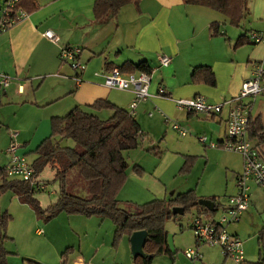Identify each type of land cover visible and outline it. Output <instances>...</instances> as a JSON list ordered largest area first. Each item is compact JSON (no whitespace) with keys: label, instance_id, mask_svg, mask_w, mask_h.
Segmentation results:
<instances>
[{"label":"crops","instance_id":"crops-1","mask_svg":"<svg viewBox=\"0 0 264 264\" xmlns=\"http://www.w3.org/2000/svg\"><path fill=\"white\" fill-rule=\"evenodd\" d=\"M34 1L37 9L32 10L31 4L27 3L28 8L23 10L27 17L0 35V169L10 161L8 149L13 132L18 133L19 154L27 160V156L32 155L35 159L28 162L33 165L37 159L34 151L51 135L53 117L66 116L80 107L102 120H108L113 115L112 110L91 109L100 100L132 114L134 94L106 87L103 76L114 68L121 70L125 64L142 62L151 69L152 77L151 98L141 102L133 114L141 126L143 137L154 138L168 129L173 130L182 139L180 143L185 150L184 154L175 152L184 158L192 156L194 147L199 148L197 142L201 136L207 137L209 143L222 144L227 140L232 107L229 103L239 95L243 83L256 66H264V43L254 44L249 38L251 33L264 34V0H248L249 14L241 28L230 25L225 16L210 8L186 5L183 0H141L139 4L125 6L104 23L95 20L96 0ZM48 31L58 36L56 43L44 36ZM242 36L246 37L240 41ZM68 45L83 50L80 60L82 63L86 61L87 70L80 74L83 79L80 85L73 80L75 72L60 60L62 48ZM160 54L172 58L169 66H160ZM201 67L212 70L215 87L201 79L193 81V71ZM123 72L136 74L140 71L130 72L128 69ZM4 75L10 78L8 87L1 85ZM160 86L166 88L168 98L159 96ZM199 96L211 104L224 105L222 112L190 114L178 109L174 102ZM263 99L264 93L253 102L252 121L261 118L264 123L261 112ZM174 124L188 134L180 136L173 129ZM251 140L264 147V143L257 139ZM158 153L162 151L158 150ZM143 158L145 162L136 159L133 163L128 181L136 178L142 182L143 179L135 175L141 177L143 172H149L148 166L158 162L155 160L148 165L149 157L144 155ZM135 166L141 167L143 172H136ZM243 166L242 157L235 173L236 180ZM146 182L145 179L144 186ZM173 184L161 177L158 184L147 186L158 200H170L186 193L179 192ZM171 189L175 192L168 197ZM149 195L142 188L138 198H148L145 203L156 200ZM251 196V206L244 217L255 219L258 217L255 210L259 213L264 207V190L254 184ZM198 198L212 201L214 198L219 211L223 207L217 196L198 195ZM41 204L44 208L51 205H43L44 201ZM0 211L12 216L7 230L11 239L4 243L10 253L8 264H135L130 237H123L116 243V227L110 219L62 214L46 223L11 192L0 198ZM259 215L263 221L259 224L254 222L257 241L264 229V214ZM198 216L196 211L195 218ZM232 227L229 228L230 233L240 238L238 227ZM196 243L200 245L197 240ZM246 253L249 254L248 248L245 256Z\"/></svg>","mask_w":264,"mask_h":264},{"label":"trees","instance_id":"trees-1","mask_svg":"<svg viewBox=\"0 0 264 264\" xmlns=\"http://www.w3.org/2000/svg\"><path fill=\"white\" fill-rule=\"evenodd\" d=\"M141 0H96L94 13L97 23H104L115 17L122 8L130 4H139ZM186 5L210 8L229 21V24L241 28L249 14L248 0H183ZM36 10L34 0H19L16 9L28 8ZM215 26V25H214ZM214 27V33H216ZM218 34V33H217ZM246 36L240 37V41ZM143 71L151 74V69L145 62L125 64L121 71ZM193 81L201 79L210 86H216V79L210 68H196L193 71ZM91 109L95 111L112 110L113 115L108 120H102L98 115L85 111L80 107L74 108L66 116L51 119L52 132L34 151L37 159L34 161L35 175L38 176L47 166L53 169L55 181L60 183V194L56 203L44 208L37 198L38 192L29 183L10 178L6 167L0 169V198L7 193H14L22 203L29 205L44 221L50 222L62 214L97 216L110 219L115 229V242L123 237H131L134 232L147 231L148 238L144 246L145 257L135 259L137 264H153L159 254H170L167 233L164 224L168 219L176 217L172 210L176 207L184 208L185 213L196 209L199 216L213 219L219 211L216 204L215 211L199 205V198L195 191H189L174 196L170 200H154L141 205L140 212L127 211L119 194L126 184L129 164L126 153L137 149L143 139L142 129L133 114L108 101H97ZM250 138L264 143V123L261 118L252 121ZM60 139L59 141L57 139ZM69 139L74 142L73 147H62L61 140ZM193 158H187L182 174L191 171ZM77 170L80 177L88 184L86 195H76L68 192V175ZM134 170L142 173L143 169L135 166ZM213 201L216 199L213 198ZM12 216L0 211V264H8L10 253L4 243L11 239L7 234ZM258 242L260 254L264 248V229L260 232ZM243 264H264V259L256 262L245 260Z\"/></svg>","mask_w":264,"mask_h":264},{"label":"built area","instance_id":"built-area-1","mask_svg":"<svg viewBox=\"0 0 264 264\" xmlns=\"http://www.w3.org/2000/svg\"><path fill=\"white\" fill-rule=\"evenodd\" d=\"M19 0H6L5 8L0 19V35L6 33L17 22L27 17V13L22 9H16ZM51 42L56 43L58 36L48 31L44 35ZM250 41L254 44L264 43V34L251 33ZM83 50L78 46L68 45L62 48L60 60L63 64H68L75 72L73 80L76 85L83 82L80 74L84 73L85 67L81 63ZM172 58L165 54L159 55L161 67L170 65ZM104 84L110 89L127 91L134 94L131 105L132 114L141 102L151 98L150 86L152 83L151 74L140 71L138 73L125 74L119 68L110 70L104 76ZM264 66L257 65L251 76L245 80L239 95L229 104L232 105L229 113L227 140L220 143H210L207 137L201 136L198 141L211 148H222L226 151L237 152L242 155L244 166L238 177V193L229 198V205L224 208L222 214L213 219L198 216L194 219L192 229L195 232L197 241L201 244L218 248L226 259L232 260L235 264H243L246 260L242 240L230 233L229 228L242 221L244 215L251 206V183H255L264 189V147L256 144L250 139L252 127L253 102L264 93ZM10 78L2 76L1 85L8 87ZM159 96L168 98L167 90L164 86L159 88ZM250 100L251 103H246ZM175 105L180 110H185L190 114L212 115L220 114L224 105L211 104L204 97L193 99H177ZM173 129L180 136L185 137L188 132L178 124H174ZM18 133L11 135L12 142L8 149L10 161L6 166L10 178L27 182L31 187L39 191H46L48 185L39 180L35 175V168L28 160L19 154L20 145L17 142ZM187 259L195 262L202 259L199 250L185 251ZM74 264H85L76 262Z\"/></svg>","mask_w":264,"mask_h":264},{"label":"rangeland","instance_id":"rangeland-1","mask_svg":"<svg viewBox=\"0 0 264 264\" xmlns=\"http://www.w3.org/2000/svg\"><path fill=\"white\" fill-rule=\"evenodd\" d=\"M4 8L5 0H0V17H2ZM85 63L86 61L82 64L86 71L87 65ZM261 112L264 117L263 107L261 108ZM165 132L167 134L166 137ZM57 140L59 141L60 139L58 138ZM180 142H182V139L173 130L168 129L163 134L154 138L150 136L143 137L141 145L137 149L129 151L128 154L126 153L127 161L131 165L127 171V177L133 172L132 165L137 161L136 159H142L141 161L145 162L144 155L149 157L146 164L149 165L155 160H158L157 163H159L158 165L154 162L150 167L148 166L149 172H143L141 177L140 175H135V177L143 179L142 182H139L136 178H131L128 181L127 178L128 183L126 181L127 184L122 188L121 195L119 194V200L127 211L138 213L140 212L141 205L149 201L147 200L148 198H138L141 195L142 188L150 195L153 194L148 197L156 199L157 196L147 185L158 184L161 177L173 182L174 187L178 188L179 192L195 189L197 196H217L218 203L223 206L217 212V217L222 214L224 206L227 207L229 205L228 197L235 196L238 193V181L235 179V173L238 171L237 167L241 162L242 155L237 152L226 151L222 148H211L197 142L199 148L194 147V154L184 158V155L175 152L179 151L184 154L185 150ZM60 144L62 147H73L75 145L69 139L61 140ZM158 150L162 151V153H158ZM194 155L196 157H193ZM27 158L30 162L35 159L32 155L27 156ZM187 158H193L191 171L187 174H182L181 170L187 162ZM37 178L48 185L46 191L36 194L40 202L44 201L43 205L56 203L60 194V183L55 181L53 169L47 166L40 172ZM145 179L147 182L144 186ZM152 181L155 182L152 183ZM254 184L251 183L250 186L252 187ZM67 188L68 192L81 196L86 195L88 192L87 182L80 177L76 169L68 175ZM261 189L264 190L263 188ZM173 192H175L174 189L168 191V197ZM126 201H133V203ZM260 213L264 214V207L262 208V212L259 210V213H257V210H255V214L258 216L255 219L243 217L241 222L233 225L231 228L238 227L240 238L243 242V249L244 251L246 248L249 249V254L246 253V259L250 262L259 261L261 258L264 259V248L262 249L261 256L259 251L260 245L256 237L257 227L254 226V222L259 224L263 221L259 215ZM195 216L196 209H192L184 215H176V217L168 219L165 222L164 228L167 233L168 246L173 253L172 255L166 253L157 255L153 260V264H235L232 260L226 259L218 248H213L202 243L197 246L195 232L190 228ZM125 240L129 241L127 238ZM188 250H199L202 259L195 262L187 259L184 253ZM135 264L137 263L135 262Z\"/></svg>","mask_w":264,"mask_h":264},{"label":"water","instance_id":"water-1","mask_svg":"<svg viewBox=\"0 0 264 264\" xmlns=\"http://www.w3.org/2000/svg\"><path fill=\"white\" fill-rule=\"evenodd\" d=\"M199 205L207 208L208 210L214 212L216 204L212 200L201 199L199 200ZM174 215H184L185 209L176 207L172 210ZM148 238L147 231L134 232L130 237L131 252L134 259L139 257H145L144 246Z\"/></svg>","mask_w":264,"mask_h":264}]
</instances>
